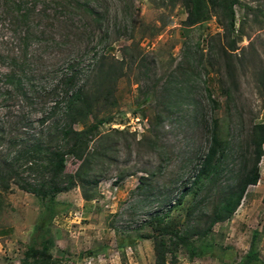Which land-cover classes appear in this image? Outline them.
<instances>
[{
    "label": "rangeland",
    "instance_id": "obj_1",
    "mask_svg": "<svg viewBox=\"0 0 264 264\" xmlns=\"http://www.w3.org/2000/svg\"><path fill=\"white\" fill-rule=\"evenodd\" d=\"M234 11L230 30L218 12L190 25L186 0H0V178L10 185L0 187V264L23 263L48 202L21 186H71L47 169L50 151L73 144L63 134L71 75L98 98L88 125L105 123L86 139L97 152L87 182L57 195L60 264H158L164 243L166 264H241L256 231L264 264V156L258 184L211 226L264 123V0ZM216 123L218 172L194 185ZM65 159L75 174L80 162Z\"/></svg>",
    "mask_w": 264,
    "mask_h": 264
},
{
    "label": "trees",
    "instance_id": "obj_2",
    "mask_svg": "<svg viewBox=\"0 0 264 264\" xmlns=\"http://www.w3.org/2000/svg\"><path fill=\"white\" fill-rule=\"evenodd\" d=\"M239 0H186V7L189 11L188 22L190 25H196L207 21L212 13L218 12L220 15H224L228 19L229 29L233 30L235 27V11L234 7L238 4ZM236 42L234 43L232 51L235 50ZM99 68L97 72L101 71L104 73L105 78H111L113 71L110 69L104 70L105 65L99 62ZM264 85V78L262 81ZM66 87L65 92V110L68 117L71 120V125L63 131L65 138L73 141L71 148L68 151H63L61 149H55L50 151L48 170L52 173L54 179L61 177L63 175L67 176L71 186L60 187L57 184L44 182L39 185H32L26 183L21 186V188L27 192H32L42 199L48 198V202L44 207L45 213L38 220L35 225L33 234L31 236L30 245L25 253V259L22 264H60L53 256V249L56 246V240L52 233V223L58 213L60 212L59 202H57V195L62 191L69 190L79 182H87L88 174L93 172V164L96 159V151H90L88 149V139L90 134L98 130L99 127L105 123V120H99L97 123L88 125L90 114L93 112L94 104L98 102V98L90 94L87 86L74 89L75 77L73 75L66 77ZM103 92L101 93L102 96ZM75 123H81L86 128L83 130H77L74 128ZM217 123L214 125L212 130V144L210 150L202 162L203 166L195 175L193 184L197 185L201 182V178L205 174H212L218 172V166L215 161L218 160L220 151L222 148V143L217 131ZM251 144L254 147L253 157L254 162L252 166H246L244 171L239 176L236 183L235 189L231 194L230 201L221 206L220 209L215 210L214 215L211 217V226L215 225L219 221H226L230 219L233 214L240 207L242 200L247 192L250 185H257L260 180V168L259 162H261L264 156V123L256 124L252 130ZM39 148V147H38ZM36 148V150H38ZM69 154L75 157L80 162V165L75 172V174L67 173V159H65ZM99 178L93 180V184L96 186L99 184ZM89 181V179H88ZM0 187L4 190H9L10 185L8 181L0 178ZM184 193V192H183ZM84 199L92 200L95 195L90 194L87 191H83ZM184 194L181 195L183 198ZM157 217V216H156ZM259 232L256 231L253 236L251 247L248 252H246V257L241 264H263V261L258 254L257 249V236ZM182 242H186L187 236L184 234L178 236ZM164 243V242H163ZM162 248L156 246L157 262L158 264H166V244L161 245Z\"/></svg>",
    "mask_w": 264,
    "mask_h": 264
},
{
    "label": "built area",
    "instance_id": "obj_3",
    "mask_svg": "<svg viewBox=\"0 0 264 264\" xmlns=\"http://www.w3.org/2000/svg\"><path fill=\"white\" fill-rule=\"evenodd\" d=\"M113 126H116V125H113ZM117 126H118V125H117ZM182 194H183V191H182L180 194H177L176 199L178 200V199L181 197ZM176 199H175V200H176ZM177 200H176V201H177ZM175 203H176V202H175ZM175 203H174V204H175Z\"/></svg>",
    "mask_w": 264,
    "mask_h": 264
}]
</instances>
